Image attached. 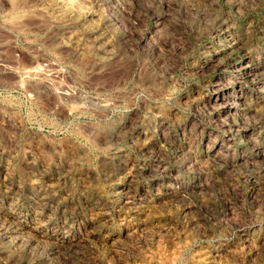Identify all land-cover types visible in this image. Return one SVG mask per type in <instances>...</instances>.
I'll return each instance as SVG.
<instances>
[{
  "label": "rangeland",
  "instance_id": "obj_1",
  "mask_svg": "<svg viewBox=\"0 0 264 264\" xmlns=\"http://www.w3.org/2000/svg\"><path fill=\"white\" fill-rule=\"evenodd\" d=\"M0 264H264V0H0Z\"/></svg>",
  "mask_w": 264,
  "mask_h": 264
},
{
  "label": "bare ground",
  "instance_id": "obj_2",
  "mask_svg": "<svg viewBox=\"0 0 264 264\" xmlns=\"http://www.w3.org/2000/svg\"><path fill=\"white\" fill-rule=\"evenodd\" d=\"M12 11V10H11ZM50 12V11H49ZM19 16V15H18ZM23 17V16H22ZM18 18V17H17ZM35 18V17H34ZM9 21V20H8ZM21 25V24H20ZM31 31V30H30ZM27 32V31H26ZM9 33V32H8ZM10 36V35H9ZM37 66V65H36ZM77 86V85H76Z\"/></svg>",
  "mask_w": 264,
  "mask_h": 264
}]
</instances>
